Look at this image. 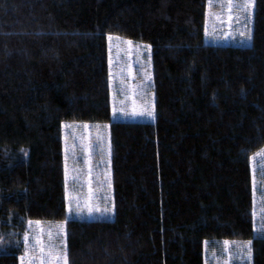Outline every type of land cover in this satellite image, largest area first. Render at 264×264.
I'll return each instance as SVG.
<instances>
[{
  "label": "trees",
  "instance_id": "trees-1",
  "mask_svg": "<svg viewBox=\"0 0 264 264\" xmlns=\"http://www.w3.org/2000/svg\"><path fill=\"white\" fill-rule=\"evenodd\" d=\"M207 0H0V264L66 219L63 122L106 124L113 218L66 220L67 264H205L251 241L264 147V0L248 46L204 42ZM151 47L152 122L112 121L107 36Z\"/></svg>",
  "mask_w": 264,
  "mask_h": 264
},
{
  "label": "rangeland",
  "instance_id": "rangeland-1",
  "mask_svg": "<svg viewBox=\"0 0 264 264\" xmlns=\"http://www.w3.org/2000/svg\"><path fill=\"white\" fill-rule=\"evenodd\" d=\"M254 1L249 3L248 0H232L234 5L247 4V7H233L229 13L226 7L222 8L227 0H207L204 42L213 45H250ZM107 50L111 120L152 122L155 115L151 47L146 43L108 35ZM146 110H151L153 115L148 116ZM61 131L66 219L29 220L26 231L28 240L26 244L24 236L25 254L20 258V264H64L66 220L113 218V185L107 125L63 122ZM251 169L254 230L257 235H264V147L251 157ZM89 206L93 209L91 212L88 211ZM227 247L231 249L230 264H250V248L246 242H230ZM225 248L224 242L216 246L206 244L205 264H225L228 257Z\"/></svg>",
  "mask_w": 264,
  "mask_h": 264
},
{
  "label": "snow or ice",
  "instance_id": "snow-or-ice-1",
  "mask_svg": "<svg viewBox=\"0 0 264 264\" xmlns=\"http://www.w3.org/2000/svg\"><path fill=\"white\" fill-rule=\"evenodd\" d=\"M248 2L250 3L251 0H248ZM224 7H226L229 10V13H230L233 7H236L237 9H244V8L247 7V4H237V5H234L233 2H232V0H227V3L224 4V5H222V8H224ZM229 19H231V16H229ZM242 35H243V33H242ZM249 38H250V36H249ZM109 62L111 63V59H110ZM130 71H131V69H129V72ZM120 110L123 111V109H120ZM113 111H115V109H113ZM133 111H134V114H135V109ZM146 111H147V115L148 116H152L153 115V112L151 110H146ZM77 208L79 209V205H77ZM70 210H71V207H70ZM92 210H93L92 207L89 206L88 207V211L91 212ZM106 211H110V209H106ZM27 240H28V234L25 233V243L26 244H27ZM229 243H230L229 241H224V244L226 246V248H225L224 251L228 252V257H227V260L225 261V264H230V261L232 259L231 249L227 247L229 245ZM246 243L250 246L251 241H248ZM41 251H43V250H41ZM249 251H250V249H249ZM63 258H64V264H67L66 254H64V257Z\"/></svg>",
  "mask_w": 264,
  "mask_h": 264
}]
</instances>
